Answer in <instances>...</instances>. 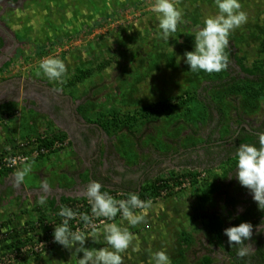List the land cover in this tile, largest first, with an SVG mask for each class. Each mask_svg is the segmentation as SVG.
<instances>
[{
    "label": "rangeland",
    "instance_id": "obj_1",
    "mask_svg": "<svg viewBox=\"0 0 264 264\" xmlns=\"http://www.w3.org/2000/svg\"><path fill=\"white\" fill-rule=\"evenodd\" d=\"M154 3L0 0V48L9 36L14 45L0 65V94L5 97L0 95V139L7 135V147L0 153L56 131L70 135L65 139L66 147L31 161L32 171L19 186L15 173L25 164L0 175V264H78L83 253L76 254L75 249L57 243L47 251L39 249V257L22 262L32 249L23 246L17 252L14 247L5 248L9 243L5 233L37 219L39 208L53 213L51 202L58 204L63 196L86 198L91 170L94 175L98 171L99 178L108 183L123 185L132 180L135 187L173 171L193 170L200 173L201 182L209 179L221 188L228 185V190L241 199L252 197L235 178V166L221 163L216 153L233 145L226 139L233 137L242 123H264V90L261 84L247 80L251 75L244 69L264 61V0H240L247 23L229 36L225 49L228 67L211 74L190 72L177 57L193 50L195 31L207 16L217 13L213 0H174L183 23L167 41L159 36L157 14L151 10ZM45 58L65 62L68 71L63 83L50 82L42 73L37 75ZM105 61L110 62L102 70L82 82L68 84L78 70L96 68ZM233 76L237 79L229 85L213 86ZM206 85H211L206 95L221 108L222 116L197 97L154 118L133 120L109 134H101L92 125L104 115H133L146 105L201 92ZM47 101L62 104L67 110L65 120L51 117ZM79 124H88L91 138H86ZM10 135L18 138L11 140ZM96 152V160H88ZM207 157L213 161L206 162ZM206 167L212 170L207 172ZM45 180L50 186L46 193L40 187ZM182 183L173 182L160 197L148 198L151 207L142 213L144 218L136 226L122 221L119 214L111 221L96 217L93 227L97 230L102 229V222L117 223L134 235L123 254L124 264H148L150 254L160 250H166L171 264H232L204 217L221 210L225 199L220 194L222 189L211 194L206 193L207 187H195L191 180L188 185ZM42 196L46 198L44 205L38 204ZM240 211L238 206L226 213ZM254 231L264 235V217ZM84 246L108 247L103 242L93 243L90 237ZM137 246L139 251L135 250Z\"/></svg>",
    "mask_w": 264,
    "mask_h": 264
},
{
    "label": "clouds",
    "instance_id": "obj_2",
    "mask_svg": "<svg viewBox=\"0 0 264 264\" xmlns=\"http://www.w3.org/2000/svg\"><path fill=\"white\" fill-rule=\"evenodd\" d=\"M218 10L216 14L209 15L203 20V26L194 34V47L192 51H186L183 57L177 60L189 66L190 72L218 73L228 67V56L225 49L229 45V36L236 29L247 23V14L242 10L240 0H213ZM151 10L157 14L159 36L169 40L177 32L179 24L183 23V14L174 3V0H155ZM65 62L59 58H45L39 64L37 75L43 74L50 82L63 83L67 74ZM60 89L57 88V91ZM256 143H241L236 148L235 178L239 184L248 189L258 209L264 211V131L257 133ZM32 164L27 163L15 173L17 186L25 181L31 173ZM43 192L49 191L47 181L40 185ZM102 185L98 181H92L86 189V198L91 206L93 217H104L111 221L117 215L122 221H127L130 226H136L143 220V212L151 207L150 202L141 200L138 193H130L127 199L117 200L108 192L102 191ZM46 198L41 197L38 204L44 205ZM61 218L59 224H55L54 242L68 250L75 249V253H83L78 259V264H124L123 254L134 240V235L127 227L117 223H103V227L97 230L92 228L87 234L80 229L73 230L70 222L78 216L85 226L92 224L88 214L77 213L72 208L61 206L58 212ZM252 225L241 223L224 229V235L228 238V245L235 248L239 258L246 257L248 246L245 243L252 237ZM103 240L101 241L100 236ZM92 238L93 243L103 242L108 247L85 248L86 238ZM139 251V247L135 249ZM148 264H171V259L166 250L152 252Z\"/></svg>",
    "mask_w": 264,
    "mask_h": 264
},
{
    "label": "trees",
    "instance_id": "obj_3",
    "mask_svg": "<svg viewBox=\"0 0 264 264\" xmlns=\"http://www.w3.org/2000/svg\"><path fill=\"white\" fill-rule=\"evenodd\" d=\"M110 61H105L97 65L96 68L80 69L78 72L73 75L72 79L69 81V85L79 83L90 77L95 71L102 70ZM8 63L5 64V66ZM261 68V69H260ZM244 69L253 77H246L248 81H252L257 84H261L262 89L264 90V61H259L258 65L252 66L250 68L244 67ZM237 77L233 76L227 80H223L217 83H213V86H226L231 82L236 81ZM211 85H206L202 88L201 92H193V94L187 93L186 95H179L174 98L165 99L158 101L156 103L146 105L142 108H139L135 111L133 115H121L119 112H114L110 116L104 115L101 119H98L93 124H96L97 127L102 132L110 133L114 130L119 129L122 125L131 123L133 120L138 121L139 118H154L158 114L174 109L179 105L188 104L191 100L199 98L206 107L211 111H216L218 114H222L220 107L215 105L214 101L208 98L206 92L210 89ZM222 116V115H221ZM264 126V123H263ZM239 133V135L234 139V136L226 139V141L232 140L234 143L230 147L222 149L220 152H217V155L225 153L221 158L220 162L230 165V167L235 166V151L241 143H256L258 146V137L257 135L248 133L244 131ZM237 134V131L234 135ZM68 138V134L64 131H56L49 135H46V138L39 139V146H50L55 140H65ZM221 142H224L222 140ZM221 146V145H220ZM218 147V144H217ZM49 156V155H48ZM154 164L157 161L153 162ZM205 171H211L210 167L204 168ZM228 172V171H227ZM1 174H6V171H1ZM200 173L188 170L187 172H170L168 175H161L156 178H150L146 180L144 186L135 187L132 180L124 181L123 185H114L108 183L104 178H101L102 191L108 192L115 199H127L130 193H138L141 200L147 201L148 198H158L161 196L163 190H170L172 188V183H181L182 181L189 179L191 183L200 188V186L207 187L206 193L213 194L215 191L219 190L220 185L216 182H210L209 179H204L202 182L198 179ZM95 175H93V179ZM220 191L221 196H224V203L221 205L220 211H214L212 213L204 214V217L208 220V226L212 232L216 234V240L219 246L224 250L225 254L229 257L232 264H264V240L262 232H255V228L259 224L261 218L264 217V211L258 209L257 203L253 201V198L250 199H241L231 193L228 190V185L223 186ZM171 191L168 193L170 194ZM243 202H249L246 210L243 212H238L236 214L226 213L229 208H237ZM53 206V213L48 214L42 211L40 208L37 209L39 216L37 219L32 221H27L24 225L20 227H14L6 231L5 240L9 241L5 245V248L14 247L18 252L23 249V246H32L34 247L37 244H40L43 240L48 241L53 237V232L55 224H59L61 218L58 216V212L61 206H67L72 208L77 213L88 214L91 218V206L87 198H76V197H61L59 203L56 201L51 202ZM119 216L117 215L118 218ZM241 223H250L252 225V237L250 240L245 243L248 246L249 254L244 258H239L236 255L235 248H231L228 245V238L224 235V229L232 226H238ZM85 224L80 221L79 216L70 222V227L73 230H76L79 226L82 227ZM84 232H86L84 230ZM250 245H254L256 248L253 250L249 248ZM50 249V248H49ZM48 248L46 249V251ZM34 254V255H33ZM26 254L22 257V262H26L32 259L39 257L42 253H33ZM207 262L209 263L210 258L206 257Z\"/></svg>",
    "mask_w": 264,
    "mask_h": 264
},
{
    "label": "built area",
    "instance_id": "obj_4",
    "mask_svg": "<svg viewBox=\"0 0 264 264\" xmlns=\"http://www.w3.org/2000/svg\"><path fill=\"white\" fill-rule=\"evenodd\" d=\"M44 138H46V136L33 137L27 141L21 142L18 147L15 146L13 148H10L8 152L0 153V172L15 170L18 167L30 163L31 161H34L38 158L48 156L66 147L67 145V140H55L50 146H39V139ZM182 184L184 186L188 185L189 180L186 179ZM175 190H178V187H175ZM91 219L92 224L88 225L87 227L85 225L82 227L79 226L77 229H80L82 232H84V230L86 231L87 229L89 230L93 228V226H96V217L91 216ZM54 244L55 242L52 237L48 241L43 240L40 244H37L34 247L25 246V248L32 249L31 254H33L34 252H38L39 249H49L50 247H53Z\"/></svg>",
    "mask_w": 264,
    "mask_h": 264
},
{
    "label": "flooded vegetation",
    "instance_id": "obj_5",
    "mask_svg": "<svg viewBox=\"0 0 264 264\" xmlns=\"http://www.w3.org/2000/svg\"><path fill=\"white\" fill-rule=\"evenodd\" d=\"M0 27H1V26H0ZM1 28H2V27H1ZM2 33H3L4 36H6L4 30L2 31ZM9 39H11L10 36H9ZM9 39H7V38L4 39V44H3V46L0 48V49H1V52H0V65H1V63L3 62L4 56H5V55H8V54H11V51H12V49H13V47H14V45L11 46V40H10V42H9ZM0 83H1V82H0ZM0 92H1V90H0ZM0 95H1V97H2L3 99H5L3 93H1ZM1 97H0V98H1ZM0 102H1V101H0ZM46 103H48L47 107H48V111H49L51 117L56 118L57 121L65 120V116L67 115V110H65V109L62 107V104H57L56 101H53V104H52V105H51V103H50L49 101H47ZM72 114L74 115V113H72ZM56 116H57V117H56ZM59 123H60V122H59ZM66 123H67V122L62 121V125H65V127H69V125L66 124ZM79 125H80V126H79L80 128H84V130H85L84 132H86V134H85L86 138H88V139L91 138V132H92V131L90 132V129H89V127H88V124H79ZM92 125H93L95 128H98L96 124H92ZM88 129H89V130H88ZM243 129H246V130H244V131H247L248 133H251V134L257 135V133H259V132H261V131H264V126H263V124H261V125H259V126H256V125H249L248 123H242V124L240 125V127L237 129V134L234 135V139H236V137L239 135L240 132L243 131ZM98 130H100V129L98 128ZM100 133L103 134L102 131H100ZM224 141H225V140H224ZM217 143H218V142H217ZM210 144H211V143H208V144H206V146L209 147ZM86 147H87V146H86ZM205 148H206V147H205ZM224 155H225V153H222L221 155H217L216 159H218V158L221 159ZM206 160H207L206 162H212V161H213V160L209 159V157H207ZM93 175H94L93 170H91V176H90V179H91L92 181H98V182L101 183V185H102L103 182H101V181H102L101 177L99 178L98 171H97V174H95V178H94V179H93ZM138 186H140V182H139ZM250 198H252V197H247V198H244V199H250ZM249 204H250L249 202H243L241 205H239V206L241 207V211H240V212L245 211L246 208H247V206H248ZM258 232H259V231H258ZM262 236H263V240H264L263 232H262ZM249 248H251V249L254 250L256 247H255L254 245H250Z\"/></svg>",
    "mask_w": 264,
    "mask_h": 264
},
{
    "label": "crops",
    "instance_id": "obj_6",
    "mask_svg": "<svg viewBox=\"0 0 264 264\" xmlns=\"http://www.w3.org/2000/svg\"><path fill=\"white\" fill-rule=\"evenodd\" d=\"M69 137H70V135H68ZM9 137H11V140H12V137L13 136H9ZM13 138H18V136L16 137H13ZM7 135H5V133H4V135H2V137H1V139H0V150H4L6 147H7ZM89 152V151H88ZM87 152V154H89ZM98 155H99V153L98 152H96V155L95 156H93V157H89V159L88 160H91V159H94V161L96 160V158L98 157ZM16 171V170H15ZM0 175H3V174H1L0 173ZM10 176H14V174H12V175H10ZM92 181V180H91ZM50 187V186H49ZM56 190V189H55Z\"/></svg>",
    "mask_w": 264,
    "mask_h": 264
},
{
    "label": "water",
    "instance_id": "obj_7",
    "mask_svg": "<svg viewBox=\"0 0 264 264\" xmlns=\"http://www.w3.org/2000/svg\"><path fill=\"white\" fill-rule=\"evenodd\" d=\"M6 58H8V55H5V56H4V59H6Z\"/></svg>",
    "mask_w": 264,
    "mask_h": 264
}]
</instances>
